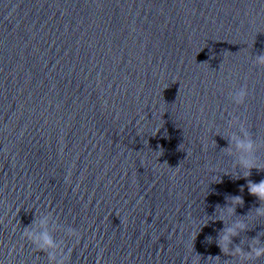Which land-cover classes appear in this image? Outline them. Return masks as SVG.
<instances>
[{
	"label": "water",
	"instance_id": "water-1",
	"mask_svg": "<svg viewBox=\"0 0 264 264\" xmlns=\"http://www.w3.org/2000/svg\"><path fill=\"white\" fill-rule=\"evenodd\" d=\"M261 55L264 0H0V264H52L25 230L66 264H249Z\"/></svg>",
	"mask_w": 264,
	"mask_h": 264
},
{
	"label": "clouds",
	"instance_id": "clouds-1",
	"mask_svg": "<svg viewBox=\"0 0 264 264\" xmlns=\"http://www.w3.org/2000/svg\"><path fill=\"white\" fill-rule=\"evenodd\" d=\"M256 62L258 64H264V55L258 56L256 58ZM244 91L240 90L238 93H236L233 97L234 101L237 103L242 102L244 98ZM235 139V138H234ZM236 148L239 152L242 154H250L253 145L250 141L247 140H239L236 139ZM243 163L245 164V167H251L252 161L248 159H244ZM249 193L251 195L256 196L258 199L264 200V181H260L259 183L249 184ZM238 201L239 198H236ZM260 214V213H258ZM47 224V218L42 219L39 222V226L41 229H44ZM245 226L243 224H239L236 226V228L243 229ZM23 237L29 240L33 245H35L37 248L41 250H50V260L52 261V264H66V261L68 260V256L70 254V251L68 253H64L63 250L59 249L55 242L52 240L51 236L49 235L47 230H42L39 232L31 231V230H25L22 233ZM69 237L78 239V234L72 231L68 232ZM231 235H235V229H230L229 233L226 234L223 237V249L224 251H227V243L229 242V237ZM235 252L242 256L244 262H250L254 261L256 259H259L261 257H264V246H250V249L247 253H244L241 249H236Z\"/></svg>",
	"mask_w": 264,
	"mask_h": 264
}]
</instances>
